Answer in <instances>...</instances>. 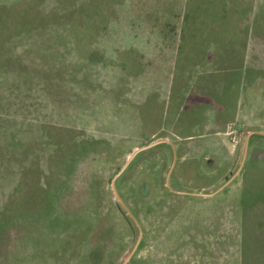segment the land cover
Returning <instances> with one entry per match:
<instances>
[{"label": "rangeland", "instance_id": "rangeland-1", "mask_svg": "<svg viewBox=\"0 0 264 264\" xmlns=\"http://www.w3.org/2000/svg\"><path fill=\"white\" fill-rule=\"evenodd\" d=\"M262 16L264 0H0V264H264V133L230 122V170L203 188L174 178L201 154L175 171L166 141L112 183L167 138L201 30L264 49Z\"/></svg>", "mask_w": 264, "mask_h": 264}, {"label": "crops", "instance_id": "crops-1", "mask_svg": "<svg viewBox=\"0 0 264 264\" xmlns=\"http://www.w3.org/2000/svg\"><path fill=\"white\" fill-rule=\"evenodd\" d=\"M200 1L201 6L214 5L222 8L231 7L236 2V0ZM263 21L262 16L259 22ZM210 27L201 30V34L196 38L201 39L196 64L190 69L183 56L179 60L178 69L182 70V77L177 78L178 83L173 85L176 94L173 95L171 109L167 108L166 123L164 122L168 131L163 136H167L168 139H165L168 141L171 139L168 143H172L171 148L177 160L174 161L175 171L181 159L186 157V160H191L195 155L201 154V164L198 162L183 164L182 160V165H179L180 172L176 174L174 171L176 182L184 180L189 183L192 181L193 171L197 176L200 174L201 179L194 182L197 188L218 182L229 172L232 162L230 163L227 152L232 149L223 134L230 122L238 121L247 125V133L250 130L264 129V95L247 97L250 90L248 88L252 89L259 81L264 83V61L252 64L253 55H264L263 48L254 47L253 35L256 32L252 31L249 38L251 40L252 37L253 41L249 42L245 49L244 45L236 42L237 37L233 36L231 51L222 43L223 39L231 36ZM185 38L181 32V41ZM186 72L189 73L186 75ZM186 87H189L188 93L180 94V90ZM161 126L163 127V124ZM209 154L213 155L219 164H216V169L207 172L203 158L209 157ZM203 180H207L206 183H202Z\"/></svg>", "mask_w": 264, "mask_h": 264}, {"label": "water", "instance_id": "water-1", "mask_svg": "<svg viewBox=\"0 0 264 264\" xmlns=\"http://www.w3.org/2000/svg\"><path fill=\"white\" fill-rule=\"evenodd\" d=\"M251 132L264 133V132H262V131H257V130H254V131H251ZM251 132H249L248 135H249ZM164 141L169 142L167 139H162V138H161V139L153 140V141L149 142L148 144H146V145H144V146L137 147L136 149H134V150L131 152V154L129 155V157L127 158L125 164L120 168V170H119V171L115 174V176L113 177V180H112L113 187H114L115 179L117 178V176H118V175H119V174H120V173H121V172L127 167V165L130 163V161L134 158V156H135L138 152H140L141 150L146 149V148H148V147H150V146H153V145H155V144H157V143L164 142ZM170 143H171V142H170ZM171 145H172V143H171ZM174 161H175V152H174V156H173V163H174ZM173 163H172V165H171V167H170V169H169V172H170V170H171V168H172V166H173ZM114 188H115V187H114ZM115 192H116L117 196L119 197L120 201L122 202V204L127 208V210H129L128 207L125 205L123 199L119 196L117 190H115ZM129 212H130V211H129ZM130 214L132 215L131 212H130ZM132 216H133V215H132ZM133 218H134V217H133ZM140 236H141V231H140L139 238H140ZM139 238H138V240H139ZM132 252H133V250H132ZM132 252L128 255V257L123 261L122 264H124V262L127 261V260L129 259V257L131 256Z\"/></svg>", "mask_w": 264, "mask_h": 264}]
</instances>
